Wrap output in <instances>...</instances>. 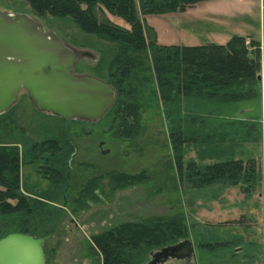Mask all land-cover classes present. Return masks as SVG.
Listing matches in <instances>:
<instances>
[{"label": "rangeland", "instance_id": "374dc122", "mask_svg": "<svg viewBox=\"0 0 264 264\" xmlns=\"http://www.w3.org/2000/svg\"><path fill=\"white\" fill-rule=\"evenodd\" d=\"M136 4L139 10L138 0ZM0 7L39 20L80 53L74 73L96 76L114 88L109 64L120 48L117 42L84 31L69 17L38 16L27 0H0ZM103 11L129 28L124 18ZM139 14L157 44L226 43L233 35H246L248 43L260 39L259 93L234 102L173 93L166 97L152 50L131 51L137 65L123 92H115L119 99L139 104L141 127L135 137L123 138L115 134L119 119L114 103L97 120H68L38 109L27 90H21L0 116L1 140L21 150L45 138H58L63 146L53 161L65 174L57 185L33 165L22 166V190L43 202L28 227L36 237L50 230L43 242L46 264H101L92 236L125 221L175 213H182L189 227L191 264H264V10L258 0H202L179 11ZM176 137L182 144L174 142ZM229 158L258 160L261 178L248 195L240 184L197 187L188 181L190 161L203 167ZM140 171L147 172V180L118 188L111 184V173ZM91 179L96 181L95 198L83 192ZM16 220H9V228H17ZM165 264L187 263L174 257Z\"/></svg>", "mask_w": 264, "mask_h": 264}, {"label": "trees", "instance_id": "16d2710c", "mask_svg": "<svg viewBox=\"0 0 264 264\" xmlns=\"http://www.w3.org/2000/svg\"><path fill=\"white\" fill-rule=\"evenodd\" d=\"M138 1L139 10L136 0H27L38 16L69 17L84 31L120 45L109 64L114 90L123 92L127 78L137 65L129 52L150 49L163 96L173 93L209 100L220 97L230 102L257 97L261 81L257 76L262 68L260 39L250 36L252 38L248 43L246 35H233L226 43L157 44L139 12L144 15L164 14L183 10L202 0ZM105 9L124 18L129 28L113 22L104 13ZM116 106L119 122L115 134L123 138L135 137L141 127L139 104L119 99L116 95L113 108ZM174 142L182 144L179 137ZM62 147L58 138H45L32 142L24 151L0 138V237L13 231L36 235L28 224L43 202L29 197L22 190L21 166L24 162L33 165L50 183L57 185L65 174L53 165V161L58 159ZM259 169L256 158H229L203 167L190 161L186 175L188 181L197 187L228 182L240 184L242 192L248 195L261 178ZM109 178L114 188L148 179L145 171L114 172L109 174ZM95 183V179H91L83 189L89 198H95ZM12 218H17V228H9ZM49 232L47 230L43 236L49 235ZM189 236V227L182 213H175L125 221L92 236L91 240L101 264H145L154 250L175 245Z\"/></svg>", "mask_w": 264, "mask_h": 264}, {"label": "water", "instance_id": "95a60500", "mask_svg": "<svg viewBox=\"0 0 264 264\" xmlns=\"http://www.w3.org/2000/svg\"><path fill=\"white\" fill-rule=\"evenodd\" d=\"M79 56L39 20L0 8V114L25 89L42 111L69 120H97L113 105L116 92L96 76L74 73ZM257 77L261 80L262 74ZM46 238L19 231L1 236L0 264H46ZM192 251L190 240H185L162 248L155 256L184 257Z\"/></svg>", "mask_w": 264, "mask_h": 264}, {"label": "flooded vegetation", "instance_id": "af4514ba", "mask_svg": "<svg viewBox=\"0 0 264 264\" xmlns=\"http://www.w3.org/2000/svg\"><path fill=\"white\" fill-rule=\"evenodd\" d=\"M185 240H190L191 246L193 247V244H192L190 237H187L181 241H185ZM201 246H203V243H201ZM160 250L161 249L154 250L151 253L150 258L147 260V262L145 264H147L150 261H152V264H165L167 260H169L170 258H174L173 256H168V257H162L161 255L155 256L158 252H160ZM193 254H194V248H193L192 254L190 256H184V257H181V259H183V262L185 261L187 264H191L190 260L193 257ZM177 258H180V257H177Z\"/></svg>", "mask_w": 264, "mask_h": 264}, {"label": "crops", "instance_id": "0c3cea01", "mask_svg": "<svg viewBox=\"0 0 264 264\" xmlns=\"http://www.w3.org/2000/svg\"><path fill=\"white\" fill-rule=\"evenodd\" d=\"M220 1L221 2H226V3L231 2V0H220ZM237 1H242V0H237ZM258 1L260 2L261 9L264 10V0H258ZM6 11H8V10H6ZM9 12H11V11H9ZM11 13H15V12H11ZM249 35H251V34H249ZM22 166H23V164H22ZM22 166H21V176H22ZM21 184H22V187L25 185L24 182L22 181V178H21Z\"/></svg>", "mask_w": 264, "mask_h": 264}]
</instances>
